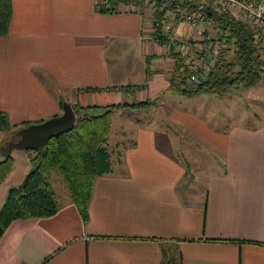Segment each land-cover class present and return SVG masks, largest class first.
Listing matches in <instances>:
<instances>
[{"label":"crops","instance_id":"crops-1","mask_svg":"<svg viewBox=\"0 0 264 264\" xmlns=\"http://www.w3.org/2000/svg\"><path fill=\"white\" fill-rule=\"evenodd\" d=\"M99 3L11 0L0 34V112L10 123L0 160L14 126L56 116L64 101L154 103L111 112V169L92 182L87 218L63 178L49 180L58 209L12 220L0 264H264V76L224 96L173 92L171 70L183 63L175 43L145 39L151 13ZM177 31L178 40L193 34L182 21ZM255 86L260 99L249 96ZM234 94L245 111L227 105ZM4 179L0 207L16 186Z\"/></svg>","mask_w":264,"mask_h":264},{"label":"trees","instance_id":"trees-1","mask_svg":"<svg viewBox=\"0 0 264 264\" xmlns=\"http://www.w3.org/2000/svg\"><path fill=\"white\" fill-rule=\"evenodd\" d=\"M127 0H100L99 9L110 13L121 8ZM198 2L186 0H154L151 18L163 20L167 12L196 10ZM119 6V7H118ZM12 13L11 0H0V34L8 29ZM207 17V16H206ZM211 17L218 26L216 38L223 48L210 58L211 66L204 77L187 81V69L176 63L169 77V88L178 94L198 93L224 96L239 87H251L264 76V54L255 44L257 30L246 20L229 13L212 12ZM259 31H262L260 29ZM157 34V43L172 46L170 41ZM152 99L123 101L109 104H80L71 106L75 121L71 129L50 137L39 149H32L30 168L19 185L9 187L0 207V237L10 222L17 218L48 216L58 209V201L49 182V176L60 171L65 180L70 198L81 217L87 218V204L94 178L111 169V157L107 148V137L111 130L110 114L116 109H137L152 105ZM14 126V131L27 125ZM10 123L5 113L0 112V127ZM11 155L0 160V181L11 170Z\"/></svg>","mask_w":264,"mask_h":264},{"label":"built area","instance_id":"built-area-1","mask_svg":"<svg viewBox=\"0 0 264 264\" xmlns=\"http://www.w3.org/2000/svg\"><path fill=\"white\" fill-rule=\"evenodd\" d=\"M197 4L196 10L183 14L181 20H178L177 17L172 19L167 17L163 20L151 19L147 23L149 32L145 36V39L156 40L158 35L152 32L156 29L159 31L158 34L172 41L178 36L177 24L180 21L193 30L189 39L175 42V50L188 72L187 81H197L205 76L210 69L209 60L212 55L218 53L219 48V41H216L214 45L210 44L211 38L218 32V26L211 17L209 19L204 18L206 14L202 12L201 8H207L211 14L214 11L225 12L235 18L248 21L257 30L256 39L261 32L259 30L264 25V0H199ZM137 8L139 9L138 6ZM202 33L203 38L200 36ZM255 44L259 47L258 42Z\"/></svg>","mask_w":264,"mask_h":264},{"label":"rangeland","instance_id":"rangeland-1","mask_svg":"<svg viewBox=\"0 0 264 264\" xmlns=\"http://www.w3.org/2000/svg\"><path fill=\"white\" fill-rule=\"evenodd\" d=\"M187 1H190V0H187ZM192 1H195V2H198L199 0H192ZM153 2H154V0H127L126 1V3L125 4H129V3H131L132 5H135V7L136 6H138L139 7V9H141V10H143L144 11V14H150L151 12H152V10H153ZM143 5V6H142ZM198 5V4H197ZM141 6V7H140ZM172 9H170L168 12H167V17L168 18H170V19H172V18H174V17H177L178 18V20H181L182 19V15L183 14H185V13H187V11L186 10H183V9H181L178 13L177 12H174V11H171ZM189 13V12H188ZM231 15V14H230ZM147 16V15H146ZM207 17H209V16H207ZM185 24V23H184ZM192 30V29H191ZM263 31H264V25L262 26V31L260 32V34L258 35V39H256L255 38V42L257 43H259V48H260V52L262 53V54H264V38H262L263 37V35H264V33H263ZM216 35H217V33H215V36L213 35V37L211 38V40H210V44H216V40H213V38H216ZM200 36H202V38H203V33H202V35H200ZM186 39V37L185 36H182L181 37V40H185ZM189 39V38H188ZM206 42L208 43V41L206 40ZM218 44H219V48H218V52L223 48V44L221 43V41H219L218 42ZM258 46V45H257ZM197 47V46H196ZM211 60H209V64H210V66H211ZM263 77V76H262ZM237 90V89H236ZM255 91L254 92H251L250 94H249V96L250 97H252V98H258V99H260L261 98V96L259 95L260 94V91H259V89H258V86H255V89H254ZM233 92H235L234 90H233ZM232 93V92H231ZM264 97V96H263ZM252 98H250V99H248V101H249V106H250V110H251V108H252V102L253 103H255L256 102V99H252ZM241 100V101H240ZM234 104V105H237V106H239V107H237L238 109L239 108H244L243 109V111H245L246 109H247V107H248V105L245 103V101H244V99L243 98H238V95H236L235 96V94L233 95V99H227V105H229V104ZM240 105H241V107H240ZM112 121H113V125H114V123L115 124H119V121L120 122H122L123 121V118H120V120L118 121V119H114V118H112ZM111 134H112V132H111ZM109 143H111V141L109 142ZM25 155H27V156H31V155H33V152H32V149H29V148H26V149H15L14 151H13V153L11 154V161H12V169H13V171H11V173H9V174H6L5 176V179H4V183H6V184H9L10 186L11 185H17L18 183H20V180L22 179V177L25 175L24 174V170L25 171H27L28 170V168H29V165H27L26 166V161L23 159V156H25ZM19 161V162H18ZM63 175H62V173L60 172V171H56V172H53L50 176H49V180H50V182H52V184H54V182L57 180V179H61V178H63L62 177ZM64 180V179H63ZM64 182V184L65 185H63V186H67L66 185V182H65V180L63 181ZM59 188V187H58ZM59 189H61V188H59Z\"/></svg>","mask_w":264,"mask_h":264},{"label":"water","instance_id":"water-1","mask_svg":"<svg viewBox=\"0 0 264 264\" xmlns=\"http://www.w3.org/2000/svg\"><path fill=\"white\" fill-rule=\"evenodd\" d=\"M202 12L211 16L207 8H201ZM75 121V112L69 102H62V112L56 116L47 118L41 122L30 123L17 130V137L9 140L5 146V158L12 149H39L47 140L61 132L72 128Z\"/></svg>","mask_w":264,"mask_h":264}]
</instances>
